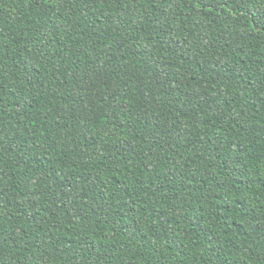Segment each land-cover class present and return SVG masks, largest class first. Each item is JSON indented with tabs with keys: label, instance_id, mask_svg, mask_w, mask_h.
I'll list each match as a JSON object with an SVG mask.
<instances>
[{
	"label": "trees",
	"instance_id": "1",
	"mask_svg": "<svg viewBox=\"0 0 264 264\" xmlns=\"http://www.w3.org/2000/svg\"><path fill=\"white\" fill-rule=\"evenodd\" d=\"M0 264H264V0H0Z\"/></svg>",
	"mask_w": 264,
	"mask_h": 264
}]
</instances>
